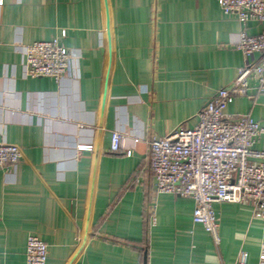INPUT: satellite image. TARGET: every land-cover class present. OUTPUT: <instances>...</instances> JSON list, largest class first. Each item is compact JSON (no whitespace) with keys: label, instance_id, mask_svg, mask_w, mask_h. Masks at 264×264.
<instances>
[{"label":"crops","instance_id":"obj_1","mask_svg":"<svg viewBox=\"0 0 264 264\" xmlns=\"http://www.w3.org/2000/svg\"><path fill=\"white\" fill-rule=\"evenodd\" d=\"M62 30L77 58L65 77L26 78L22 48ZM243 30L256 36L264 23L243 26L215 0H2L0 143L22 157L13 176L0 171V264H25L28 236L47 245L46 264H235L240 252L258 264L264 221L252 207L213 204L215 243L193 224L192 200L155 193L148 149L193 127L256 58L236 48ZM226 113L264 128V91L250 80Z\"/></svg>","mask_w":264,"mask_h":264},{"label":"built area","instance_id":"obj_2","mask_svg":"<svg viewBox=\"0 0 264 264\" xmlns=\"http://www.w3.org/2000/svg\"><path fill=\"white\" fill-rule=\"evenodd\" d=\"M225 16L235 17L243 26L264 23V0H215ZM2 0H0V5ZM59 38L34 42L22 48V69L26 78H50L61 82L74 54ZM236 48L247 58H256L239 68L230 87L219 89L197 113L191 128L178 127L163 138L148 143L150 169L155 179V193L193 201L192 222L200 225L218 242V218L215 203L249 204L253 217L264 221V151L255 143L264 128L247 115H231L226 108L233 98L247 96L249 81L264 91V30L250 36L245 30L238 36ZM138 140H135L137 142ZM91 150V146H79ZM122 150V136H110V153ZM130 156L131 151H126ZM16 145L0 143V171L13 176L21 160ZM150 225H155V206L149 209ZM47 245L28 236L25 264H46ZM248 254L240 252L235 264H247ZM258 264H264V244L259 249Z\"/></svg>","mask_w":264,"mask_h":264}]
</instances>
